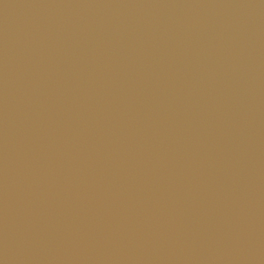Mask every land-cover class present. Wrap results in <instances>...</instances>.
<instances>
[{
    "label": "water",
    "instance_id": "water-1",
    "mask_svg": "<svg viewBox=\"0 0 264 264\" xmlns=\"http://www.w3.org/2000/svg\"><path fill=\"white\" fill-rule=\"evenodd\" d=\"M0 264H264V0H0Z\"/></svg>",
    "mask_w": 264,
    "mask_h": 264
}]
</instances>
